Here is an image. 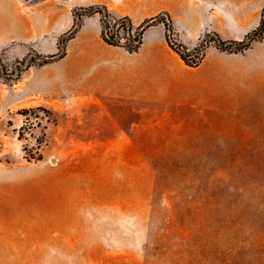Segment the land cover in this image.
<instances>
[{
  "label": "rangeland",
  "instance_id": "rangeland-1",
  "mask_svg": "<svg viewBox=\"0 0 264 264\" xmlns=\"http://www.w3.org/2000/svg\"><path fill=\"white\" fill-rule=\"evenodd\" d=\"M99 5L164 20L145 30L202 56L215 104L91 131L79 67L107 44ZM262 25L264 0H0V264H264Z\"/></svg>",
  "mask_w": 264,
  "mask_h": 264
},
{
  "label": "crops",
  "instance_id": "crops-1",
  "mask_svg": "<svg viewBox=\"0 0 264 264\" xmlns=\"http://www.w3.org/2000/svg\"><path fill=\"white\" fill-rule=\"evenodd\" d=\"M148 33L136 51L108 44L84 48L79 67L83 96L98 117L91 131H144L154 124L178 123L184 109L215 104L216 73L202 63L186 65L160 31ZM200 86L209 94L206 99L196 90ZM97 140L98 146L114 145L106 143L109 138Z\"/></svg>",
  "mask_w": 264,
  "mask_h": 264
},
{
  "label": "trees",
  "instance_id": "trees-1",
  "mask_svg": "<svg viewBox=\"0 0 264 264\" xmlns=\"http://www.w3.org/2000/svg\"><path fill=\"white\" fill-rule=\"evenodd\" d=\"M98 8H101V10H95L101 14L100 22H101V29H100V37L101 39L110 45H118L123 46L128 51H136L140 44L142 43V36L144 30L153 24L155 21H164L162 20L158 15L152 16L149 19H147L143 24L134 26L131 22L130 18L127 15L123 16H114L111 14L107 8L104 5L96 6ZM262 30H264V25L261 26ZM170 28L167 24H165V39L168 42V44L171 46L170 43V36H169ZM246 41L241 40L238 41L241 44H244L242 48H245V46H248L250 44V41L252 40L250 35H247ZM219 42H223L222 40L218 39ZM171 48H173L171 46ZM180 58L184 61L186 65L189 66H196L201 62L202 56L195 55L193 58L190 57V54L184 53V51H177ZM36 108H41L40 106H37ZM33 107L30 108H24L23 113H28L29 111H32ZM31 124V122L29 123ZM30 126V125H29ZM37 153L35 156L34 154ZM30 157H36L38 158L40 156V153L37 150L31 151L29 153Z\"/></svg>",
  "mask_w": 264,
  "mask_h": 264
}]
</instances>
